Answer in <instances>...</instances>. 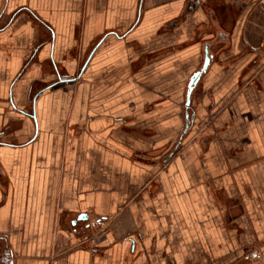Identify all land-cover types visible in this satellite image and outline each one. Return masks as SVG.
<instances>
[{
	"label": "crops",
	"instance_id": "crops-1",
	"mask_svg": "<svg viewBox=\"0 0 264 264\" xmlns=\"http://www.w3.org/2000/svg\"><path fill=\"white\" fill-rule=\"evenodd\" d=\"M0 264H264V0H0Z\"/></svg>",
	"mask_w": 264,
	"mask_h": 264
},
{
	"label": "rangeland",
	"instance_id": "rangeland-1",
	"mask_svg": "<svg viewBox=\"0 0 264 264\" xmlns=\"http://www.w3.org/2000/svg\"><path fill=\"white\" fill-rule=\"evenodd\" d=\"M68 86V85H67ZM192 135V134H191ZM182 146H180V147H178V148H181ZM178 148H176L175 147V145H173V146H171V148H167V151H166V154H170L171 152H173V153H175V155L178 153L177 152V149ZM108 229H109V227L108 226H106V227H100V228H98V229H94L93 231H91V232H88L86 235L88 236H86L87 238L85 239V240H83V241H85L89 246H95L97 243H98V241L101 239V237H99V236H101V235H104L105 233H107L108 232ZM94 238V237H96V244H93V243H91V239L90 238ZM62 249V248H61ZM60 249V250H61ZM60 250H58V252H60ZM63 251V250H62ZM61 251V252H62ZM58 255H60V253H58Z\"/></svg>",
	"mask_w": 264,
	"mask_h": 264
},
{
	"label": "water",
	"instance_id": "water-1",
	"mask_svg": "<svg viewBox=\"0 0 264 264\" xmlns=\"http://www.w3.org/2000/svg\"><path fill=\"white\" fill-rule=\"evenodd\" d=\"M209 62H210V52L208 50V47H206L205 49V60H204V65L203 67L198 71L196 72L193 77L190 79V82H189V87H188V91H187V102L190 101V97H191V93L193 91V89L196 87L202 73L207 69L208 65H209Z\"/></svg>",
	"mask_w": 264,
	"mask_h": 264
},
{
	"label": "built area",
	"instance_id": "built-area-1",
	"mask_svg": "<svg viewBox=\"0 0 264 264\" xmlns=\"http://www.w3.org/2000/svg\"><path fill=\"white\" fill-rule=\"evenodd\" d=\"M99 237L102 238L103 235H101V236H99ZM90 239H91V243L96 244V242H97V241H96V237H94V238L92 237V238H90Z\"/></svg>",
	"mask_w": 264,
	"mask_h": 264
}]
</instances>
